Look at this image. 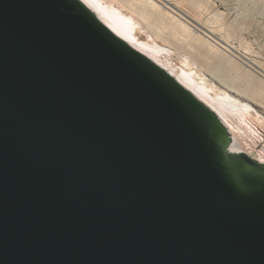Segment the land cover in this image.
I'll return each mask as SVG.
<instances>
[{
  "label": "water",
  "instance_id": "95a60500",
  "mask_svg": "<svg viewBox=\"0 0 264 264\" xmlns=\"http://www.w3.org/2000/svg\"><path fill=\"white\" fill-rule=\"evenodd\" d=\"M0 264H264V161L82 0H0Z\"/></svg>",
  "mask_w": 264,
  "mask_h": 264
},
{
  "label": "bare ground",
  "instance_id": "6f19581e",
  "mask_svg": "<svg viewBox=\"0 0 264 264\" xmlns=\"http://www.w3.org/2000/svg\"><path fill=\"white\" fill-rule=\"evenodd\" d=\"M82 1L115 34L160 64L209 105L228 125L241 146L264 161V140L261 139L256 126L259 124L264 128V117L249 103L212 82L206 74L209 70H203L202 63L213 61L217 70L229 72L255 95L264 97V89L253 83L251 78L240 72L227 58L225 52H230L231 49L227 47L223 38L214 35L213 31L216 33V30L208 29V27L205 29L197 21L203 15L202 13L197 14L196 8L190 6L187 0ZM153 25L157 26L153 27ZM164 30L179 39V42L184 41L189 52H178L165 37ZM217 72L210 70L214 76Z\"/></svg>",
  "mask_w": 264,
  "mask_h": 264
},
{
  "label": "rangeland",
  "instance_id": "374dc122",
  "mask_svg": "<svg viewBox=\"0 0 264 264\" xmlns=\"http://www.w3.org/2000/svg\"><path fill=\"white\" fill-rule=\"evenodd\" d=\"M239 1L187 0L190 6L196 8L197 14L199 12L203 14H201V18L197 19L201 26L205 29L208 27V29L212 28L211 30H216V33L213 31L214 35L223 38L227 47H230L229 49L232 52H225L227 58L235 64V67L240 72L245 73L251 78L253 83L258 84L264 89V0ZM201 2L204 5L200 4ZM195 8H193L194 11ZM155 26L157 25H153V27ZM164 35L177 48L178 52H189V48L185 46L184 41L179 42V39L173 37L165 30ZM200 62L202 63L201 60ZM213 65L214 62L211 60L202 63L203 70H209L206 71L207 77H210L211 81L223 90L249 103L264 117V97L255 95L252 91L247 90L229 72L225 70L219 71ZM210 70L218 71L216 76L212 75ZM256 126L261 139L264 140V128L259 124H256Z\"/></svg>",
  "mask_w": 264,
  "mask_h": 264
}]
</instances>
